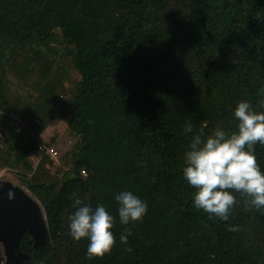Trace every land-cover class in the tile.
Segmentation results:
<instances>
[{
	"label": "trees",
	"instance_id": "16d2710c",
	"mask_svg": "<svg viewBox=\"0 0 264 264\" xmlns=\"http://www.w3.org/2000/svg\"><path fill=\"white\" fill-rule=\"evenodd\" d=\"M262 83L264 0H0V107L28 128L0 134V172L17 176L46 223L40 247L22 235V264H264V208L246 210L235 193L229 219L210 218L181 176L191 138L181 125L234 131L236 102L255 106ZM56 118L74 141L55 169L46 156L33 168L36 138ZM255 156L264 171V145ZM121 190L148 205L127 226ZM73 193L114 217L116 243L101 257L86 259L87 240L68 236Z\"/></svg>",
	"mask_w": 264,
	"mask_h": 264
},
{
	"label": "clouds",
	"instance_id": "9594fccd",
	"mask_svg": "<svg viewBox=\"0 0 264 264\" xmlns=\"http://www.w3.org/2000/svg\"><path fill=\"white\" fill-rule=\"evenodd\" d=\"M236 129L226 132L214 128L205 135L203 127L194 131L192 121L181 125L191 138L183 153L181 176L195 189L192 205L221 221L229 219L236 205L235 193L243 197L246 210L264 208V171L255 156V145H264V83L258 90L255 106L248 99L236 102L232 109ZM116 213L121 225L141 220L148 205L131 190L114 194ZM73 209L67 217L68 236L73 241L87 240L85 258L101 257L116 243L114 217L103 203L94 207L76 193L71 197ZM237 231L234 225L228 226ZM131 229L124 227L119 241L127 245ZM131 251V248H126Z\"/></svg>",
	"mask_w": 264,
	"mask_h": 264
},
{
	"label": "water",
	"instance_id": "95a60500",
	"mask_svg": "<svg viewBox=\"0 0 264 264\" xmlns=\"http://www.w3.org/2000/svg\"><path fill=\"white\" fill-rule=\"evenodd\" d=\"M24 233L35 246L43 244L46 234L43 209L21 186L0 179V243L5 264H22L25 255L19 242Z\"/></svg>",
	"mask_w": 264,
	"mask_h": 264
},
{
	"label": "crops",
	"instance_id": "0c3cea01",
	"mask_svg": "<svg viewBox=\"0 0 264 264\" xmlns=\"http://www.w3.org/2000/svg\"><path fill=\"white\" fill-rule=\"evenodd\" d=\"M8 71H9V75H8ZM10 73L12 74V75H14L15 76V80H19L20 78H21V73L19 72V71H16V70H13V69H7L6 71H5V73L3 74L4 75V77H5V79L7 80V81H9L10 79V77H11V75H10ZM13 80V79H12ZM11 81H9V83H10ZM11 84V83H10ZM12 85V84H11ZM10 85V86H11ZM1 103V102H0ZM2 104V103H1ZM0 110L1 111H3V112H8V111H10V112H13L24 124H25V126H26V128H25V130H27L28 128H27V125H26V123H25V121H23L12 109H10L9 107L8 108H1L0 107ZM58 122H62V124L64 125V127H66V125H65V123H64V121L63 120H61V119H53V120H51L50 122H49V124L44 128V130L41 132V133H39V135L37 136V142H41V143H43V144H45L46 145V142H50V144L49 145H51V146H53V147H55L54 145H58L59 146V144H57V143H55V140H54V138H55V135H63L65 132H62L61 130V128L60 129H56L55 128V125H57L58 124ZM61 124V123H60ZM7 125H10L11 126V124H10V119H8L7 117H6V115L4 114V115H2V117H0V134L1 133H3L4 131H5V129H6V127H7ZM51 128V130H52V128H53V130L51 131H49V129ZM48 145V146H49ZM61 148H64L63 146H61ZM66 150V149H65ZM64 151V150H63ZM37 155V151H36V149L30 154V156H29V159H30V161L32 162V167L33 168H35V166L37 165V163L38 162H35V160H34V158H35V156ZM2 171H4V172H8V173H10L11 171H8V170H6V169H4V170H2ZM1 171V172H2ZM0 172V173H1ZM12 173V172H11ZM9 181V180H8ZM16 185H18V184H16Z\"/></svg>",
	"mask_w": 264,
	"mask_h": 264
},
{
	"label": "rangeland",
	"instance_id": "374dc122",
	"mask_svg": "<svg viewBox=\"0 0 264 264\" xmlns=\"http://www.w3.org/2000/svg\"><path fill=\"white\" fill-rule=\"evenodd\" d=\"M63 62H67V58L66 57L63 58ZM8 75H9V71H8ZM10 75H11V77L9 78L10 79L9 81H11L10 83L12 84V85L11 84L10 85L14 86V87H20L22 76H21V78L19 80H15V76L12 75L11 73H10ZM70 77H71V80L79 79L78 73L76 71H74V70L71 72ZM55 128L56 129H60L61 128L62 129L61 131L65 132L63 135H55V138H54L55 143L59 144V146L58 145H54V146L57 149V151L59 152V154H61L63 152V150L67 149L68 146H70L71 143L74 141V136H72L69 133V130L66 127H64L62 122H58V124L55 125ZM50 130H51V128L49 129V131ZM52 130H53V128H52ZM61 146H63L64 148H61ZM59 157H60V155H59ZM58 165H59V162L57 164L52 165V167L55 169V167H57ZM0 179L9 180L12 184H18V186H21L23 189L28 191L26 186L23 185L20 182V180L17 178V176L14 173H11V172L10 173H8V172L6 173V172L2 171L0 173ZM28 193H29V191H28ZM0 245H1V243H0ZM2 264H5V261Z\"/></svg>",
	"mask_w": 264,
	"mask_h": 264
},
{
	"label": "built area",
	"instance_id": "2783aa9c",
	"mask_svg": "<svg viewBox=\"0 0 264 264\" xmlns=\"http://www.w3.org/2000/svg\"><path fill=\"white\" fill-rule=\"evenodd\" d=\"M6 115L8 119H10V124L14 127L16 131H21L26 128L25 124L13 113V112H3L0 110V117L2 115ZM37 155L35 156V162H38L39 159L46 156L52 165L57 164L59 162V152L57 149L51 145H45L41 142H37Z\"/></svg>",
	"mask_w": 264,
	"mask_h": 264
}]
</instances>
